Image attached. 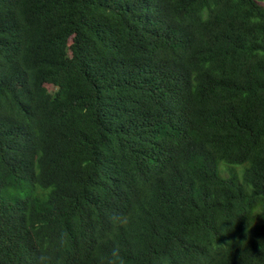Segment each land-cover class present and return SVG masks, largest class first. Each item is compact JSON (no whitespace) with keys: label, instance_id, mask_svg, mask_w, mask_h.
<instances>
[{"label":"trees","instance_id":"1","mask_svg":"<svg viewBox=\"0 0 264 264\" xmlns=\"http://www.w3.org/2000/svg\"><path fill=\"white\" fill-rule=\"evenodd\" d=\"M261 4L0 0V264H264Z\"/></svg>","mask_w":264,"mask_h":264},{"label":"clouds","instance_id":"2","mask_svg":"<svg viewBox=\"0 0 264 264\" xmlns=\"http://www.w3.org/2000/svg\"><path fill=\"white\" fill-rule=\"evenodd\" d=\"M134 219V210L128 212H110L108 215L109 229L99 238V246L104 247L109 242L112 246L96 257L97 264H127L123 249L116 244L115 238L121 231H127ZM69 243L68 234L61 232L52 250H41L37 256L36 264H65L62 255Z\"/></svg>","mask_w":264,"mask_h":264},{"label":"rangeland","instance_id":"3","mask_svg":"<svg viewBox=\"0 0 264 264\" xmlns=\"http://www.w3.org/2000/svg\"><path fill=\"white\" fill-rule=\"evenodd\" d=\"M263 7H264V4H261ZM46 88L49 90V91H54V88L53 86L51 85H46ZM238 175H240V172L238 173ZM222 176H226V173L225 172H222Z\"/></svg>","mask_w":264,"mask_h":264}]
</instances>
